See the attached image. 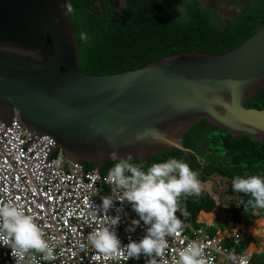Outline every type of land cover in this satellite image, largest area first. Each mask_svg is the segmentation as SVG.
Here are the masks:
<instances>
[{"label": "water", "instance_id": "water-1", "mask_svg": "<svg viewBox=\"0 0 264 264\" xmlns=\"http://www.w3.org/2000/svg\"><path fill=\"white\" fill-rule=\"evenodd\" d=\"M129 0H114L123 14ZM71 0H0V132L13 129L15 113L37 138L51 137L66 161L94 165L110 152L132 161L184 147L185 134L202 118L262 142L264 108L245 101L264 86V23L236 48L208 54L184 52L136 70L84 74L78 42L62 7ZM211 195L212 183H207Z\"/></svg>", "mask_w": 264, "mask_h": 264}, {"label": "trees", "instance_id": "trees-1", "mask_svg": "<svg viewBox=\"0 0 264 264\" xmlns=\"http://www.w3.org/2000/svg\"><path fill=\"white\" fill-rule=\"evenodd\" d=\"M204 1L207 3L205 6L199 0H186L177 13L167 0H130L123 14L117 13L113 21L105 23L89 12V0H72L74 12L69 14V22L79 45L81 72L108 75L138 69L184 52H227L249 38L264 23V0H249L247 7L219 24L215 23L217 14L212 3L215 0ZM81 33H86L88 39L81 40ZM247 105L263 107L264 88ZM207 130L212 133L207 138L208 149L214 151L212 157L203 147V136ZM184 145L204 157L206 163L202 166L194 154L174 150L152 156L148 163L142 165L146 171L154 162L177 158L187 162L193 171H199V179L204 185L201 194L180 197L183 208L191 214L189 222H193L195 226V219L199 214L197 210L206 208L212 212L215 208L214 197L204 182L214 185L218 177L233 180L236 175L258 174L264 177V142H254L247 134L235 137L224 129L208 124L202 118L185 135ZM116 162L109 161L102 167V177L107 176ZM131 162L141 164L139 161ZM82 164L86 170L94 168L89 162ZM230 193H238L241 200L239 205H231L227 210L228 216L237 218L252 213L254 208L248 206L245 212L244 204H240L241 201L247 203L250 196L234 191L232 186ZM257 209L262 210L264 215V208ZM254 253H258V249H254Z\"/></svg>", "mask_w": 264, "mask_h": 264}, {"label": "clouds", "instance_id": "clouds-1", "mask_svg": "<svg viewBox=\"0 0 264 264\" xmlns=\"http://www.w3.org/2000/svg\"><path fill=\"white\" fill-rule=\"evenodd\" d=\"M62 7L65 10V15L74 12L71 4H64ZM80 39L87 40V34L81 33ZM14 117H17L16 113ZM53 154L55 156L61 154L65 158L61 149ZM109 155L111 160L117 162L109 169L105 182L112 186L111 191L112 194H115V198L112 194L106 195L101 197L102 204L100 206L90 205L94 214L102 216L103 219L99 220L95 226H89L92 231L87 235V242L94 250L107 257H119L121 253H126L128 259H139L143 254L146 257H151L148 264H157L156 258H162L165 254L166 238L179 237L185 227L176 215L177 211L185 217L189 215L186 209H181L180 197L182 195L185 197L200 195L204 189L199 179L200 173L193 171L187 162L177 158L154 162L145 171L142 163L131 162L133 160L131 153L121 156L116 150H113ZM197 160L202 166L206 163L202 156H197ZM232 187L234 191L251 197L247 203L244 201L240 203L244 204L245 212L248 206L254 209L264 208V177L236 175L233 178ZM212 191H214L213 188ZM114 200H118L121 204L125 202L131 204L139 216L138 220L132 221L126 231H134L135 226L139 225L141 220L148 226L146 234L138 242L130 239L126 245L122 246L115 231L121 216L108 214L113 207ZM101 211L103 215L100 214ZM122 211V207L116 209L117 213ZM247 214L244 215V220L249 216ZM253 216L252 214L248 218L252 219ZM197 219L198 217L195 219L197 226L193 222H190L191 225L205 231L199 225L203 221ZM260 220L264 219L260 218ZM238 225H245V223L243 221ZM246 234L250 233L247 231ZM250 236L254 237L252 234ZM0 244L11 248L15 264H39L37 254L44 261L56 259L54 248L45 239L41 227L36 223V218L22 207L13 204H0ZM172 264H207L203 245L198 241H189L186 246L178 250L177 258L173 260Z\"/></svg>", "mask_w": 264, "mask_h": 264}, {"label": "built area", "instance_id": "built-area-1", "mask_svg": "<svg viewBox=\"0 0 264 264\" xmlns=\"http://www.w3.org/2000/svg\"><path fill=\"white\" fill-rule=\"evenodd\" d=\"M4 127L5 121L0 119V132L4 131ZM4 135L9 137V141L3 143L0 140V204L7 203L22 207L36 218V223L41 227L45 239L54 248L56 256L54 260L44 261L37 254L39 264H77L73 249H70V253L68 249L80 242L89 245L87 235L92 231L89 226H95L103 219L102 216L94 214L90 205L100 206L101 197L112 194V186L105 182L101 173L93 175L95 169L86 170L80 163L75 167L61 154L55 156L52 153L50 166H47L46 155L50 154V148L54 147V140L51 137H43L37 143L33 142L26 150L27 141L36 140L37 136L33 131L25 128L17 117L13 118V129H7ZM101 186L109 190L101 189ZM112 195L115 198V194ZM121 207L123 211L117 213L116 209ZM100 214L103 215V212L101 211ZM108 214L121 216L115 231L122 246L130 239L138 242L146 234L148 226L142 220L135 226L134 231H126L133 220L139 219L137 213L132 212L131 204L127 202L121 204L118 200H114ZM188 224L192 231L200 236L205 232L202 228L192 226L189 221ZM187 243L184 230L179 237H171L169 241L167 240L164 256L156 258L157 264H172L173 261L166 255L176 259L178 250ZM200 244L205 248L207 245H214L215 240L206 237ZM89 248L91 253L83 254L81 257L86 258V263L94 260L101 264H127L132 259L138 264H148V260L151 259L143 254L139 259H128L126 253H121L119 257H107L90 245ZM65 252L67 256H63ZM205 258L209 259L213 256L205 253ZM0 260L7 264H15L10 247L0 244Z\"/></svg>", "mask_w": 264, "mask_h": 264}, {"label": "rangeland", "instance_id": "rangeland-1", "mask_svg": "<svg viewBox=\"0 0 264 264\" xmlns=\"http://www.w3.org/2000/svg\"><path fill=\"white\" fill-rule=\"evenodd\" d=\"M167 1L170 4H172L174 8H177V7L182 8V5L184 4V3L181 4V2H179L180 0H167ZM202 2H206V1L202 0ZM212 3L214 5V10H216V14H217L215 23L219 24V23H222L224 21L231 19L233 16L238 14L242 8L247 7L249 0H215V1H212ZM180 4L181 6H179ZM263 88L264 86L259 91L254 93L251 98H253L256 94L262 91ZM250 99L245 101V105L247 108H250V107H256L259 109L264 108V106L263 107L248 106L247 102ZM206 122L218 129H223V128L218 127L217 125L212 124L209 121H206ZM225 131H228V130H225ZM229 133H231L235 137H240V136L247 134L246 133L243 135L236 136L232 132H229ZM211 134H212L211 131L207 130L205 131L204 136H203V147H205L206 150L209 151L210 157L214 156V151L211 149H208V143H207V138H210ZM249 138H250V135H249ZM184 139H185V136H184ZM184 139H183V144H184ZM251 140L257 143H263L264 136H262V142L258 140H254V139H251ZM192 151H193L192 154H194L197 159V156L199 155H197L194 150ZM185 153H189V152H185ZM203 156L205 155L203 154ZM232 181H233L232 179L218 177L214 185H212L213 190H214V195H215L213 196L214 197L213 202H215L214 210L212 212L206 208H201L197 210V212H199L198 214L199 219L204 221L199 224L205 229V232L201 234V236L200 234L193 232L191 227L188 224V221L191 217V214L189 213V211H187L189 213L187 217L183 216L181 212L179 211H177L176 215L185 225L183 230H184L185 236L187 237V242L198 241L199 243H203L206 237H211L215 240L214 245L212 246L207 245L204 248V253L206 254L208 253L214 258V259L213 258L206 259L207 264H264V252L254 253V249L261 248L264 250V232L262 233L261 230L256 227L258 232L255 233V236L252 238L250 234H246L247 231L244 228L238 227L239 226L238 224L242 223L243 221L245 225H249V224H252L253 222L255 223L257 220H260V218L264 219L263 211L257 208L253 209L252 213L254 214V216L252 219L246 217L244 220L243 216L237 217V218H235L232 215L228 216L227 210L230 209L231 205L232 204L239 205V202L241 200V196L238 193H230V187L232 186ZM204 183L206 185L208 181ZM101 189H104L106 191L109 190L105 186H101ZM179 204H180L181 209L185 210L183 208L181 199H179ZM132 212L135 214V211L133 210V208H132ZM202 214H211L213 221H207L205 218H202ZM249 215L252 216L251 213H249ZM252 229L254 231V227H252ZM166 239L169 241L171 237H167ZM227 241L230 242L229 245L227 244ZM70 249H73L75 258L77 260L76 261L77 264H101L94 260H91L90 262L86 263V258L85 259L81 258L83 254L89 255L91 253L89 245H87L86 242H80L77 245L71 246L68 249L69 253L71 251ZM242 250L244 251L241 254L240 251ZM63 256H67V252H65ZM166 256H168L170 260L172 261L174 260V257H171V255H166ZM225 257H229V258L225 259L224 261H219V259L225 258ZM175 258H177V253L175 255ZM0 264H7V263L2 262ZM110 264H117V263H110ZM127 264H138V263H135L132 259H130Z\"/></svg>", "mask_w": 264, "mask_h": 264}, {"label": "flooded vegetation", "instance_id": "flooded-vegetation-1", "mask_svg": "<svg viewBox=\"0 0 264 264\" xmlns=\"http://www.w3.org/2000/svg\"><path fill=\"white\" fill-rule=\"evenodd\" d=\"M89 1H90L88 3L89 12L93 13L94 17L96 19H99L105 23L113 21L116 18V16L118 15L117 13H120L119 11L115 10L116 5L114 3V0H89ZM129 1H128V4H129ZM185 1L186 0H180L179 2H181V4H182ZM199 1L201 3H203L204 6L207 4L205 2H202V0H199ZM181 4L179 6H181ZM71 5H72V0H71ZM182 6H184V4ZM172 8H174L173 5H172ZM124 10H123V12H124ZM174 10L177 11V13H179L180 7L174 8ZM69 14H68V16H69Z\"/></svg>", "mask_w": 264, "mask_h": 264}, {"label": "crops", "instance_id": "crops-1", "mask_svg": "<svg viewBox=\"0 0 264 264\" xmlns=\"http://www.w3.org/2000/svg\"><path fill=\"white\" fill-rule=\"evenodd\" d=\"M206 216H210L209 220L208 221H213L212 219V215L211 214H202V218H205L206 219ZM197 220H200L199 217ZM207 220V219H206ZM264 220H257L255 223H253L252 225H249V226H246V225H239L238 227L239 228H244L245 230H247L250 234H252V236H255V233H257V228H259L261 230V232L263 233L264 232ZM252 227H254V231L252 230ZM261 252H264L263 249H258V253H261Z\"/></svg>", "mask_w": 264, "mask_h": 264}, {"label": "bare ground", "instance_id": "bare-ground-1", "mask_svg": "<svg viewBox=\"0 0 264 264\" xmlns=\"http://www.w3.org/2000/svg\"><path fill=\"white\" fill-rule=\"evenodd\" d=\"M206 219H207V221L209 220V218L206 216ZM253 230V229H252Z\"/></svg>", "mask_w": 264, "mask_h": 264}]
</instances>
